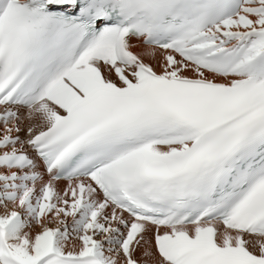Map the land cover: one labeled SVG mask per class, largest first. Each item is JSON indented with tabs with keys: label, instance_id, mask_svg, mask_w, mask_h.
<instances>
[{
	"label": "snow or ice",
	"instance_id": "1",
	"mask_svg": "<svg viewBox=\"0 0 264 264\" xmlns=\"http://www.w3.org/2000/svg\"><path fill=\"white\" fill-rule=\"evenodd\" d=\"M0 264H264V0H0Z\"/></svg>",
	"mask_w": 264,
	"mask_h": 264
}]
</instances>
